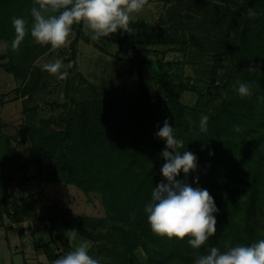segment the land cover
<instances>
[{
  "label": "trees",
  "instance_id": "16d2710c",
  "mask_svg": "<svg viewBox=\"0 0 264 264\" xmlns=\"http://www.w3.org/2000/svg\"><path fill=\"white\" fill-rule=\"evenodd\" d=\"M172 1L169 0L171 5L166 10V23L161 30L153 23L132 20L131 34L122 32L120 37L111 38L117 44L114 56L120 52L130 54L128 60L136 73L134 94L108 95L91 84L92 94L68 105L58 120V129L50 127L54 119L41 118L37 124L25 122L16 130L21 141L29 139L27 148L36 151L32 159L35 166L32 178L39 182L71 183L85 193H98L104 208L102 216L73 212L52 215L48 227L50 239L35 234L36 227L28 224L33 247L41 249L47 258V262L37 261L36 264H51L64 254L53 242L60 238L54 227L57 221L67 229H77L79 235L91 242L88 253L93 254V258L97 259L96 253H103L113 259H97L99 264H141L135 253L138 245L146 254L142 264L191 263L195 256L206 254L211 246L223 252L228 246L250 245L264 238L257 225V215L264 210V195L257 173L264 166V162H260L264 157V101L257 99L264 96V0H240L234 7L221 6L217 22H224L225 29L213 39H207L212 53L210 64L205 66V91L198 88L189 75L173 81L165 69L172 62L163 59L166 51H180L182 62H186L191 46V39L184 31L179 32L173 22L178 14L173 9L177 0ZM33 2L0 0V39L9 43L0 59H7L1 63L3 68L15 75H23V69L50 47L33 43L27 35L18 50L11 48L12 18H26L30 27ZM256 7L263 12L249 18L248 9ZM241 25L238 43L233 49L232 35ZM86 37L92 41L90 36ZM224 49H230L231 56L223 55ZM151 53L162 55L154 62L155 78L162 95L157 102L151 100L150 88L144 81L143 65L152 66ZM257 64L259 72L246 71L250 65ZM237 80L252 85L251 97L240 98L232 90L231 85ZM186 90L196 93L191 105L181 100ZM201 114L209 116L206 133L199 132ZM165 118L175 128L176 138L184 141L181 151H191L197 157V170L190 172L188 183L207 189L219 209L214 213L216 234L200 249L188 245L189 237L179 240L155 235L144 212L152 189L163 179L160 168L165 161L159 154L165 141L156 138L154 133ZM189 118L194 122L191 127ZM234 125H240L242 131H233ZM23 154L10 145L7 137L0 145V207H5L19 235L27 230L23 221L34 219L37 208L49 207L37 192L20 196L9 194L15 174H20L24 181L28 179L23 174L22 167L27 162ZM253 168L257 170L248 171ZM244 172L247 178L243 177ZM196 176L199 179L194 184ZM183 178V173L177 177ZM236 182L242 185H234ZM236 195H244V212L241 222L234 223L231 206ZM132 213L135 218L131 217ZM113 251H117L116 256Z\"/></svg>",
  "mask_w": 264,
  "mask_h": 264
},
{
  "label": "rangeland",
  "instance_id": "374dc122",
  "mask_svg": "<svg viewBox=\"0 0 264 264\" xmlns=\"http://www.w3.org/2000/svg\"><path fill=\"white\" fill-rule=\"evenodd\" d=\"M154 1L156 0H147V7H144L139 13H134L132 20L153 23L161 30L166 23V10L171 3ZM238 1L240 0H177L173 9L174 13L178 15L173 22L177 25L179 32L184 31L185 36L191 39V46L189 47V55L185 59L186 62H182L183 55L180 51L168 50L164 54V60L172 61L165 66V69L173 81L176 82L179 77L189 75L197 87L205 91L207 68L205 66L210 64L212 53L207 39H213L225 29L224 22H217L222 12L221 6L234 7ZM253 10L257 13L256 17L263 12L260 7ZM241 28L242 25L232 35L233 49L238 43V32ZM85 30L83 24H74L68 38V44L57 50L49 47L38 54L33 63L23 69V75H15L6 71L1 63L7 59H0V145L4 143L7 137L11 146L16 147L20 152H24L23 159L27 161L22 169L24 177H28V179L24 181L20 174H15L10 182L9 194L21 195L24 190L41 193L44 202L49 207L47 209L37 208L35 218L23 221V225L24 227H27L28 224L35 226V234L40 233L47 239L52 238L48 229L52 215H60L61 212L63 214L73 212L102 216L104 215L103 204L98 193H85L74 184H63L60 181H35L32 178L35 173L32 159L36 156V151L27 148L29 139L21 141V136L16 130L25 122L37 124L41 118L54 119L50 123V127L58 129V120L64 115L68 105L74 100L87 98L92 94L91 84H94L101 93L108 95H132L136 91V73L128 60L129 52H120L118 56H114L117 44L111 38L120 37L122 31L117 30L116 33L109 34L108 37H102L96 42L97 45H94L85 36ZM2 42L3 40L0 39V54L5 52ZM231 54L230 49L223 50V55L226 57L231 56ZM149 56L153 59V64L152 66L143 65L144 81L150 88L151 100L157 102L162 95L155 78L157 67L154 62L162 55L151 53ZM58 58L63 60L64 70L69 72L66 80H59L56 76L42 70L43 64L54 62ZM224 63L225 66L226 62ZM221 70L223 71V69ZM195 98L196 93L189 90L184 91L181 96V100L188 105L193 104ZM207 106L210 107L211 105ZM260 162H264V157L260 159ZM254 170L257 169L253 168L248 171L253 172ZM257 173L260 177L259 185L264 195L263 165L260 170H257ZM242 175L244 178L248 177L246 172ZM237 179L240 180L241 178L237 177ZM233 184L242 185L240 182ZM262 206L264 209V203ZM231 207V218L234 223L236 221L241 222V216L244 212V195H236ZM4 208V206L0 207V264H23V253L19 249L11 253L7 242L11 243V247L24 249L27 251L28 257L32 261H36L37 250L32 245L30 229L27 227L21 236L17 235L14 231L15 227H13L14 221H11ZM257 220L259 233H264V210L258 213ZM9 225L13 228H7ZM54 227L60 238L58 240L54 238L53 242L56 248L64 253L82 240L89 241L78 234L77 240L70 244L64 235L67 227L60 221H57ZM89 243L91 244L90 241ZM135 253L138 263H144L146 254L140 245L135 247ZM39 254L45 259V254ZM116 254L117 251H113V255L116 256ZM89 255L93 256L91 253ZM95 256L100 260L113 261L110 256L103 253H96ZM179 263L193 264V262L188 261H180Z\"/></svg>",
  "mask_w": 264,
  "mask_h": 264
},
{
  "label": "clouds",
  "instance_id": "9594fccd",
  "mask_svg": "<svg viewBox=\"0 0 264 264\" xmlns=\"http://www.w3.org/2000/svg\"><path fill=\"white\" fill-rule=\"evenodd\" d=\"M147 4V0H34L30 9L32 18L29 21L23 17H13L11 24L14 29V39L11 48L18 50L27 35L33 43L44 46L50 45L57 50L65 47L72 32L74 24L85 26V35L90 36L94 42L102 37H108L117 30L131 34L132 16L139 13ZM249 18H255L257 13L248 9ZM3 49H8V41L2 42ZM260 66L250 65L246 71L259 72ZM65 69L62 59L42 65V70L56 76L59 80H66L69 72ZM231 88L240 98L253 95L252 85L237 80ZM264 101V96L257 97ZM209 116L201 114L199 132L206 133ZM189 118V126L193 125ZM175 128L170 125L167 118L158 131L156 138L165 141V147L159 154L165 161L160 173L163 179L152 189L151 199L144 206L147 222L151 231L158 236L168 239L183 240L189 237L187 243L193 249H200L216 234L218 213L214 198L207 189L193 187L188 183L190 172L197 170V157L191 151L184 149V141L177 139ZM233 131L240 132V125H234ZM212 155L213 153H209ZM183 173V179H177ZM199 177L193 179L198 182ZM135 218V213L130 214ZM79 231L75 228L64 231L68 242L72 244L78 238ZM90 243L82 240L51 264H99V261L88 254ZM193 264H264V238L252 242L250 245L228 246L220 251L211 246L206 254L194 257Z\"/></svg>",
  "mask_w": 264,
  "mask_h": 264
},
{
  "label": "crops",
  "instance_id": "0c3cea01",
  "mask_svg": "<svg viewBox=\"0 0 264 264\" xmlns=\"http://www.w3.org/2000/svg\"><path fill=\"white\" fill-rule=\"evenodd\" d=\"M154 2H162V3H166V4H168L169 3V0H156V1H154ZM151 6V5H150ZM144 7H147V5H145ZM149 9H151V7H149ZM151 11H152V9H151ZM35 181H37L36 179H34ZM38 182V181H37ZM10 187V186H9ZM8 191H9V189H8ZM31 192V191H30ZM35 192H37V191H35ZM24 193H27V191H25L24 190ZM23 193V194H24ZM38 194H41L40 192H37ZM22 195V194H21ZM16 196H20V195H16ZM22 225H23V222H22ZM24 226V225H23ZM13 227H15V223H14V226ZM13 227H11L10 229H12ZM8 228V227H7ZM14 231H16V233H17V235H19L18 234V232H17V230H16V227H15V230ZM26 231V230H25ZM14 233V232H13ZM37 235H41L40 233H36ZM21 236V235H20ZM11 245V243L10 242H7V246H8V248L10 249V251H11V253H12V251H14V250H17V249H19L22 253H23V264H36V262L37 261H43V262H47V258H46V256H45V259L44 258H42L41 256H40V254L39 253H43L44 254V252L41 250V249H36L37 250V254H36V261L34 260V261H32L29 257H28V254H27V251H24V249H22V248H16V247H11L10 246ZM12 246H14V245H12Z\"/></svg>",
  "mask_w": 264,
  "mask_h": 264
}]
</instances>
